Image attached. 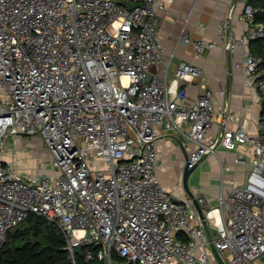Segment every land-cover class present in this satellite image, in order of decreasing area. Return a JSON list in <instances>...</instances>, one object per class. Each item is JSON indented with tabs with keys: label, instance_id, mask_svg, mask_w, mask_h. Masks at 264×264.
<instances>
[{
	"label": "built area",
	"instance_id": "1",
	"mask_svg": "<svg viewBox=\"0 0 264 264\" xmlns=\"http://www.w3.org/2000/svg\"><path fill=\"white\" fill-rule=\"evenodd\" d=\"M172 1L0 0V256L9 231L35 213L62 231L71 264H213L193 199L177 197L157 176L156 143L169 133L195 145L190 168L219 145L254 148L244 182L232 179L217 208L195 197L226 264H264V112L251 135L229 126L233 113L218 122L212 90L188 100L180 82L200 79L198 66L182 61L169 78L174 55L160 40L158 12ZM237 1L250 29L230 31V12L218 33L233 56L242 49L235 66L264 111V58L249 47L264 39V24L255 22L258 8ZM188 22L180 43L198 55L217 46L192 37ZM151 66L162 74L147 82ZM25 135L46 145L52 178L25 174L4 157Z\"/></svg>",
	"mask_w": 264,
	"mask_h": 264
},
{
	"label": "crops",
	"instance_id": "2",
	"mask_svg": "<svg viewBox=\"0 0 264 264\" xmlns=\"http://www.w3.org/2000/svg\"><path fill=\"white\" fill-rule=\"evenodd\" d=\"M241 10L242 4L237 0H173L167 3L165 9L158 12L159 37L167 51L174 55L169 68V78H173L175 68L182 61L198 66L203 72L200 79L180 82L181 88L188 89V100L194 101L205 89L212 90L216 115L223 114L217 119L218 122L226 119V113H233L236 117L227 121L230 127H242L249 134L256 135L259 133L258 123L263 110L253 83L248 80L243 69L235 66L236 61L241 58L242 49L236 48L233 56L227 40L218 33L221 21L231 12L229 30L235 31L238 35H246L250 23L239 20L238 12ZM187 17H189L187 29L192 37L215 41L217 46L208 47L203 54L198 55L192 47L180 43L178 39ZM151 72L153 75L162 74V70L155 66ZM218 132L219 125L216 124L210 135H217ZM22 139L18 141L15 149L7 148L4 157L14 162L25 174H32V170H28L25 165V156L22 154L25 144L23 145ZM194 148L192 142L169 133H163L156 143L157 176L167 190L182 199L189 198L183 179L188 155ZM216 151L217 154L206 155L197 165L201 170V179L197 182L193 179L195 175L193 173L189 185L195 195L204 194L207 205L213 208L218 207L217 197L221 193L230 194L232 179L238 184L244 182L254 158V148L247 144L237 150H229L219 145ZM237 157L240 158L238 162ZM225 166H230L231 169L224 171Z\"/></svg>",
	"mask_w": 264,
	"mask_h": 264
},
{
	"label": "trees",
	"instance_id": "3",
	"mask_svg": "<svg viewBox=\"0 0 264 264\" xmlns=\"http://www.w3.org/2000/svg\"><path fill=\"white\" fill-rule=\"evenodd\" d=\"M248 2L259 9L255 22L264 24V0ZM249 47L264 58V39L251 40ZM20 225L15 231H9L0 264H71L65 237L55 223L30 213Z\"/></svg>",
	"mask_w": 264,
	"mask_h": 264
},
{
	"label": "rangeland",
	"instance_id": "4",
	"mask_svg": "<svg viewBox=\"0 0 264 264\" xmlns=\"http://www.w3.org/2000/svg\"><path fill=\"white\" fill-rule=\"evenodd\" d=\"M150 69L153 70L154 66H151ZM22 142L23 145L25 144L23 146L24 150L22 154L25 156L24 159L26 160L25 165L27 166V169L30 171L32 170V174H41L43 176H50L52 178L54 176L53 167L50 163H47L50 153L40 137L37 135H25V137L22 139ZM199 168L200 167H197L193 172L195 174L193 179H195L197 182H199L201 179V170H199ZM190 183L191 176L189 179V185ZM20 226L13 227L11 231H15L17 227ZM211 258L213 260V264H220L214 255ZM256 264H262V262L256 261Z\"/></svg>",
	"mask_w": 264,
	"mask_h": 264
},
{
	"label": "water",
	"instance_id": "5",
	"mask_svg": "<svg viewBox=\"0 0 264 264\" xmlns=\"http://www.w3.org/2000/svg\"><path fill=\"white\" fill-rule=\"evenodd\" d=\"M123 4H125L128 8H133L137 5H140L141 3H136V2H131V3H125L123 2ZM153 77V73L151 71H149L147 73V77H146V81L147 82H150L151 79ZM197 167V165H195L194 167H189L188 163H186V166H185V170H184V179H183V185L185 187V189L187 190V192L189 193V197H191L193 199V202H194V205L203 221V224H204V227H205V230H206V233H207V237H208V240L210 241V248H211V251L213 253V255L217 258V260L220 262V264H226L225 261L223 260V258L219 255L214 243H213V238H212V235H211V231H210V228H209V225H208V222H207V218H206V212H205V209L204 207L198 202L197 198L195 197V193H193L190 189V186H189V179H190V176L191 174L194 172L195 168ZM77 253L82 255L83 254V246L80 245L77 247ZM114 264H123L122 262H117L115 261Z\"/></svg>",
	"mask_w": 264,
	"mask_h": 264
}]
</instances>
